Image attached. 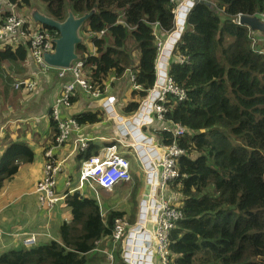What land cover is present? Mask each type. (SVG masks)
Wrapping results in <instances>:
<instances>
[{"label":"trees","instance_id":"obj_1","mask_svg":"<svg viewBox=\"0 0 264 264\" xmlns=\"http://www.w3.org/2000/svg\"><path fill=\"white\" fill-rule=\"evenodd\" d=\"M9 1L15 9L26 7L25 17L32 20L31 0ZM180 1L40 0L46 14L59 21L68 9L75 16L93 11L80 29L83 41L76 46L83 61L82 76L104 88L107 81L112 83L128 71L134 74L139 89L130 91L123 115L136 113L153 87L158 44L175 29ZM212 1L217 7L198 0L190 8L167 69L186 98L165 96L164 121L179 124L186 132L174 136L154 130L158 143L175 140L186 151L176 159L179 176L170 185L182 198V217L170 232L169 262L264 264V55L253 50L255 33L235 21L240 14L264 12V0ZM37 25L58 36L55 29ZM0 47V62H22L29 56L25 39ZM35 65L43 74L57 70L50 67L44 73ZM74 118L81 125L94 124L101 115L85 111ZM97 153L98 146L92 143L74 153L75 171L82 160ZM32 158V149L24 142L7 145L0 156V190L17 173L19 163ZM137 184L136 179L133 201ZM82 191L65 196L71 217L57 225V240L8 249L0 253V264H103L101 250L109 249L113 221L128 212L111 209L102 217L97 200ZM128 214L133 221L135 208ZM119 248L111 264H124Z\"/></svg>","mask_w":264,"mask_h":264},{"label":"built area","instance_id":"obj_2","mask_svg":"<svg viewBox=\"0 0 264 264\" xmlns=\"http://www.w3.org/2000/svg\"><path fill=\"white\" fill-rule=\"evenodd\" d=\"M256 16L264 22V12L257 13ZM236 22H238V18ZM102 34L103 31L99 33V36ZM56 37L48 30L31 28L29 19L27 21L24 14L19 15L9 0H0V44L10 41L16 44L21 40H27L30 58L40 66L44 73L51 66L44 62L43 56L45 53L53 51V39ZM258 41L259 39L254 34V48H257ZM256 52L258 54L263 53L261 49ZM178 60L181 61V58ZM82 68L83 61L80 57L69 68H57L60 78L64 79L68 73L72 79L61 83L58 96L55 97L50 108L49 115L56 124V133L51 144L43 152L42 173L34 189L39 209L44 210L47 214L56 205L66 207L64 200L67 193L75 190L82 191L85 185L91 190L100 188L105 191H112L120 183L132 182L128 159L117 153L114 149L115 146H109L96 155L82 160L78 172V184L71 187V180L67 178L62 186L65 192L57 193L58 176L62 171L64 160L58 159L56 151L63 147L73 131L79 130V124L76 120L69 116L63 117L62 111L71 106V100L77 88L94 99L103 98L102 96L109 90V84H106L104 88L92 85L82 76ZM156 71V81L149 90L147 99L143 100V105L137 114L138 119L141 121L140 124L153 125L156 122L159 125L158 129L170 131L174 136H181L186 132L183 126L164 121L166 111L164 103L167 94L174 96L177 101H183L186 98V92L174 85L166 71L162 77L158 66H156ZM129 82L132 90L139 89L135 83L134 74L130 73ZM22 84L24 90L28 92L33 91L36 86L35 80L29 78L16 82L14 87L19 88ZM116 100L113 96H107L105 99L102 107L107 115L112 112ZM121 130H124L123 135H121ZM118 131L123 136V140L127 131L132 134L131 141L133 140V142L129 145L134 148L132 154L138 160V168L144 173L147 185L140 197L135 222L130 224L124 217L115 218L111 232L112 247L110 251L105 249L101 252L106 255V264L112 263L118 246L124 264H170V232L182 217L180 210L182 198L170 190V185L179 176L176 169V159L184 155L186 151L181 149L175 140L168 145L158 143V141L156 143L152 138L143 136L140 131L127 130L125 124L121 125V129ZM141 143L147 144V146L143 145L144 148ZM86 148V140L82 137L78 138L69 156ZM101 216H104L103 212H101ZM42 234L33 232L13 235L21 237V247L31 248L38 244V238ZM48 237L50 236L48 235Z\"/></svg>","mask_w":264,"mask_h":264},{"label":"crops","instance_id":"obj_3","mask_svg":"<svg viewBox=\"0 0 264 264\" xmlns=\"http://www.w3.org/2000/svg\"><path fill=\"white\" fill-rule=\"evenodd\" d=\"M189 7L190 3L184 1L175 10V18L177 21L175 30L166 39L158 60V69L161 77L165 73L168 52L182 33L185 15ZM32 25L35 26V24ZM256 37L259 39L257 44L260 45L261 41H264L263 35L257 34ZM9 43L10 45H15L12 41ZM92 49L89 45V50ZM126 75L129 81L130 72L128 71ZM29 78H33L37 82L33 91L28 92L23 87H14L16 82ZM71 79L72 77L68 73L64 79L60 78L58 76V70H49L43 74L31 60L30 56H27V59L22 62H0V156L6 146L14 141L24 142L33 152L32 160L19 163L17 173L13 177L5 180L0 190V253L8 249L21 247V237H15L13 234L43 232L41 228L46 223H48L49 232L51 233V229L55 231L60 222L63 220L68 221L71 217L67 206L60 207L56 205L50 212V219H47L48 214L44 210L39 209L37 195L34 192L35 184L44 162L43 151L50 145L55 133V127L48 117L49 111L55 97L58 96L61 83ZM122 79L123 77L119 80L113 79L112 83L110 80L107 81L106 84H109L108 93L100 99H94L82 92L80 88H77L71 106L62 111V116L72 118L85 111H96L101 115V120L94 124H79V130L73 131L63 147L56 151L58 157L65 159L63 164L64 171L61 176H58L59 186L57 193L65 192L62 186L67 181V176L74 187L72 172L77 171H75L77 161L73 158V154L68 158L65 157L67 154H70L75 141L81 137L86 140L88 145L92 143L98 146V152L106 147L115 146L114 149L117 153L122 154L128 161H130L129 156L122 153L124 151L121 152L119 147L126 146L128 150L131 149L128 155H132L133 157L130 164V172L134 178V180L132 179V184L136 183V179L140 182V185L137 184L136 186L134 205L136 195L141 197V194L146 190V177L138 168L137 158L132 154L134 148L129 145L133 140H123V136L118 131V129H121V125L124 124L123 120L131 116L122 114L123 107L131 100L130 91H132L130 84L129 92L128 94L126 93L125 83ZM107 96H113L117 99L109 115L105 113L102 107ZM140 123L141 121L139 119L135 120L133 126H131L132 129L142 131L141 134L143 136L150 137L157 143V136L154 130L159 126L158 123L155 122L153 125H143ZM141 145L143 146L144 144L141 143ZM144 146L146 147L147 144ZM149 150L150 148L147 151L149 152ZM141 178H143L142 183ZM25 196L29 197L25 201L19 202ZM135 215L137 216L136 212ZM123 217L129 218V214H124ZM51 240H57L56 233L52 236L50 235V237L44 233L39 236L38 244ZM110 249L108 250L110 251Z\"/></svg>","mask_w":264,"mask_h":264},{"label":"rangeland","instance_id":"obj_4","mask_svg":"<svg viewBox=\"0 0 264 264\" xmlns=\"http://www.w3.org/2000/svg\"><path fill=\"white\" fill-rule=\"evenodd\" d=\"M183 1V0H182ZM181 1V2H182ZM189 3H190V7H192L193 6V2H191V0H187ZM194 1V0H193ZM208 1V3L209 4H211V5H213V6H216V3H214L212 0H207ZM181 2H179L178 4H177V6L176 7H178V5L181 3ZM33 4V5H32ZM31 5H32V7L30 8V9H32V8H34V9H36V10H38L39 12H42L43 14H46V12L44 11V9H43V7H41V6H43V3H41L40 2V0H31ZM217 7V6H216ZM30 9L28 10V12L30 11ZM16 11H17V13L19 14V15H25L26 14V12H27V8L26 7H23V8H19V7H16ZM219 11H220V13H221V10L219 9ZM175 17H176V14H175ZM29 24H30V27L31 28H40L36 23H34L32 20L30 21L29 20ZM32 24H35V26H33ZM257 34H261V33H257ZM262 35V34H261ZM263 38H264V35H263ZM167 39V38H166ZM164 43H165V40L163 41V42H159V44H158V47H159V55H158V58H157V62H158V60H159V57L161 56V53H162V49H163V46H164ZM257 46V45H256ZM258 49H261L262 51H263V53H261V54H263L264 55V41H261V44L259 45V47L257 46V48H254L253 47V50L256 52ZM257 53V52H256ZM258 54V53H257ZM55 68V67H54ZM123 79H122V81L125 83V91H126V93L128 94V92H129V88H130V83H129V81H128V76L126 75V73H124L123 74ZM121 77V78H122ZM121 78H119V79H121ZM119 79H117V80H119ZM145 99H147V96H146V98H144L143 100H145ZM143 100L140 102V106H139V108H138V110H137V112L136 113H134V114H132L128 119H126V120H123V122H124V124H125V126H126V129L127 130H130L131 131V129H132V127L131 126H133V124H134V122H135V120H137L138 118H139V116L137 115L138 114V111L141 109V107H142V105H143ZM111 114V113H110ZM134 117V118H133ZM129 123V124H128ZM133 130H135V129H133ZM140 130H141V128H140ZM122 132H124V130H121V135H123L122 134ZM142 132V131H141ZM124 137H125V139L126 140H128V141H131V139H132V134L129 132V131H127V133H126V135H124ZM235 143H238V141L237 140H235ZM119 149H120V151L122 152V151H124V152H122V153H125V154H127V156H129L128 158H129V162H130V164H131V160H132V155H128V152L131 150H128V148H125V147H122V146H120L119 147ZM69 157V155L67 154L66 155V157L65 158H68ZM58 159L59 160H64L65 161V159L64 158H60V157H58ZM64 164V163H63ZM133 165V164H132ZM136 165V164H135ZM136 167H137V165H136ZM42 168H43V166H42ZM131 168V167H130ZM63 165H62V171L60 172V176H61V174L63 173ZM41 173H42V169H41ZM41 173H40V175H39V177H38V179H37V181L39 180V178L41 177ZM130 174H131V177H132V179L134 180V178H133V175H132V173L130 172ZM72 175H73V185L74 186H76L77 184H78V171H76V172H72ZM66 178H69L68 176L66 177ZM36 180V179H35ZM9 181V180H8ZM142 181H143V178H141V183H142ZM7 182V181H6ZM5 182V183H6ZM37 183V182H36ZM5 185V184H4ZM36 185V184H35ZM135 184H132V182H130V183H127V184H124V185H119V186H116L115 188H113V190L112 191H104V190H100V189H97V188H95V190H91L90 188H87V186L85 185L84 186V188L86 189H88L87 191H82V193L83 194H91L96 200H97V202L100 204V207H101V210L103 211V213H104V215H107V212L109 211V210H111V209H113V210H124V211H126V212H128V213H131V211L135 208V212L136 213H138V206H139V201H140V196H138V195H136V202H135V205L133 204V199H132V191H133V186H134ZM71 187H72V184H71ZM141 187V186H140ZM27 197H29V196H25L23 199H21L19 202H23V201H25L26 200V198ZM37 202H38V200H37ZM137 209V210H136ZM130 216V215H129ZM130 218V217H129ZM137 218V216L135 215L134 216V219H136ZM47 219H50V213L47 215ZM129 223H133L134 222V220L133 221H129V219L126 217L125 218ZM47 224V223H46ZM46 224H44V226H42V228L41 229H43L42 231L43 232H36V233H38V234H42V233H45V234H47V235H53L54 233H55V231H54V229H51V233H53V234H51L49 231V227L48 226H46ZM111 242V241H110ZM107 246H109V249L112 247L111 246V243H110V245H107ZM95 252H100V250H95ZM108 253H110V252H108ZM92 255V254H91ZM110 256V255H109ZM105 259H106V256H105ZM106 263V260H104V263L103 264H105Z\"/></svg>","mask_w":264,"mask_h":264},{"label":"water","instance_id":"obj_5","mask_svg":"<svg viewBox=\"0 0 264 264\" xmlns=\"http://www.w3.org/2000/svg\"><path fill=\"white\" fill-rule=\"evenodd\" d=\"M197 1L194 0L193 3ZM188 11L189 9H187ZM92 13L93 11H90L82 16H75L68 9L65 19L59 21L34 8L30 9L29 16L34 23L53 28L58 33V36L53 39V51L45 53L43 56V60L47 65L66 69L79 58L76 46L83 41V38L80 36V29ZM239 24L247 26L252 31H259L264 34V22L260 21L256 16H240Z\"/></svg>","mask_w":264,"mask_h":264},{"label":"clouds","instance_id":"obj_6","mask_svg":"<svg viewBox=\"0 0 264 264\" xmlns=\"http://www.w3.org/2000/svg\"><path fill=\"white\" fill-rule=\"evenodd\" d=\"M181 1H182V0H181ZM181 1H180V2H181ZM193 4H194V3H193ZM176 8H177V7H176ZM190 8H191V7H189L188 9L190 10ZM188 12H189V11H188ZM188 12H186V13H188ZM259 13H260V12H259ZM256 14H257V13H256ZM256 14L248 15V16H256ZM186 15H187V14H186ZM186 15H185V18H186ZM240 16H243V15L240 14V15H237V17H236V19L238 18V22H237L238 24H239V17H240ZM256 17L258 18V16H256ZM236 19H235V21H236ZM259 20H260V19H259ZM260 21H261V20H260ZM184 23H185V20H184ZM36 24H38V23H36ZM176 24H177V21H176V18H175V27H176ZM183 28H184V24H183L182 29H183ZM174 30H175V29H174ZM174 30H173V31H174ZM173 31H172V32H173ZM182 31H183V30H182ZM172 32H171V33H172ZM171 33H170V34H171ZM253 33H255V36H256L257 33H261V32H259V31H253ZM170 34H169V35H170ZM181 34H182V33H181ZM181 34H180V36H181ZM261 34H262V33H261ZM169 35H168V36H169ZM262 35H264V34H262ZM168 36H167L166 38H168ZM180 36H179V38H180ZM178 40H179V39H177V41H178ZM165 41H166V39H165ZM177 41L174 42L172 48H171V49L169 50V52H168V57H167V59H166V65H165V71H166V73H167V69H168L169 61H170V58H171L172 50H173L174 45H175V43H176ZM256 45H258V44H256ZM156 66H158L157 61H156L155 69H156ZM55 68H56V67H55ZM131 74H132V73H131ZM156 74H157V71H156ZM167 75H168V74H167ZM156 77H157V75H156ZM49 112H50V111H49ZM61 115H62V113H61ZM48 117H50V115H48ZM63 117H65V116H63ZM50 118H51V117H50ZM51 119H52V118H51ZM74 119H75V118H74ZM55 126H56V124H55ZM55 133H56V130H55ZM55 133H54V134H55ZM53 136H54V135H53ZM52 140H53V138H52ZM51 142H52V141H51ZM50 144H51V143H50ZM87 145H88V144H87ZM45 149H46V148H45ZM45 149H44V150H45ZM60 149H61V148H60ZM60 149H59V150H60ZM43 152H44V151H43ZM70 156H71V155H70ZM70 156H69V157H70ZM43 158H44V157H43ZM78 172H79V170H78ZM104 191H105V190H104ZM98 204H99V203H98ZM99 206H100V204H99ZM100 209H101V207H100ZM101 211H102V210H101ZM102 212H103V211H102Z\"/></svg>","mask_w":264,"mask_h":264},{"label":"bare ground","instance_id":"obj_7","mask_svg":"<svg viewBox=\"0 0 264 264\" xmlns=\"http://www.w3.org/2000/svg\"><path fill=\"white\" fill-rule=\"evenodd\" d=\"M184 1H187V0H183L182 2H184Z\"/></svg>","mask_w":264,"mask_h":264}]
</instances>
